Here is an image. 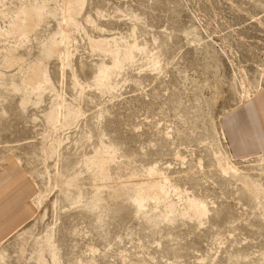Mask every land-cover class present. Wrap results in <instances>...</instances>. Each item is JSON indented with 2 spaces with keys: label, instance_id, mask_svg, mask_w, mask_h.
Instances as JSON below:
<instances>
[{
  "label": "rangeland",
  "instance_id": "374dc122",
  "mask_svg": "<svg viewBox=\"0 0 264 264\" xmlns=\"http://www.w3.org/2000/svg\"><path fill=\"white\" fill-rule=\"evenodd\" d=\"M259 92L264 0H0V167L36 191L0 264H264V155L221 130Z\"/></svg>",
  "mask_w": 264,
  "mask_h": 264
},
{
  "label": "crops",
  "instance_id": "0c3cea01",
  "mask_svg": "<svg viewBox=\"0 0 264 264\" xmlns=\"http://www.w3.org/2000/svg\"><path fill=\"white\" fill-rule=\"evenodd\" d=\"M221 130L232 156L264 155V92L225 113ZM35 195L33 183L15 162L8 160L0 167V245L31 220Z\"/></svg>",
  "mask_w": 264,
  "mask_h": 264
},
{
  "label": "bare ground",
  "instance_id": "6f19581e",
  "mask_svg": "<svg viewBox=\"0 0 264 264\" xmlns=\"http://www.w3.org/2000/svg\"><path fill=\"white\" fill-rule=\"evenodd\" d=\"M39 73V72H38ZM40 77V76H39ZM41 78V77H40ZM44 79V78H43ZM43 79H42V81H43Z\"/></svg>",
  "mask_w": 264,
  "mask_h": 264
}]
</instances>
